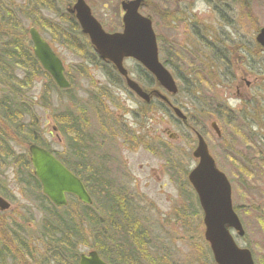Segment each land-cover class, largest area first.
Instances as JSON below:
<instances>
[{"label":"rangeland","instance_id":"obj_1","mask_svg":"<svg viewBox=\"0 0 264 264\" xmlns=\"http://www.w3.org/2000/svg\"><path fill=\"white\" fill-rule=\"evenodd\" d=\"M3 1L5 4L9 1L10 6L22 4L27 7V0H0V5ZM37 1L33 3L32 22H27L23 16L21 25L23 28L25 25L27 28L36 25L42 30V35L58 51L64 62L67 78L71 79V90H49L50 83L43 69L40 66L31 68L24 60L19 66L14 64L6 70L10 79H4L5 75L0 71V99L7 90L11 92L10 84L20 92L23 107L29 108L24 117L25 124H29L25 133L18 134L16 128L9 130L5 123L0 122V138L8 136L11 140L10 147H7V141L3 149L0 147V196L11 202L9 209L0 210V237L4 232L8 235L9 230L13 231L18 242H23L25 248L19 247L17 242L10 244L16 255L15 259L8 257L7 264H57L44 231V224L54 221V215L51 209L45 211L43 208L39 193L42 189L30 179L32 168L25 165L22 159L26 156L29 159L30 156L28 147L32 139L29 131L42 139L44 147L53 150L60 159L69 161V167L78 172L84 182L87 181L95 210L101 214L105 206V194L101 189L109 187L108 198L116 196L122 201L123 213L130 218L132 225H136L138 233L143 234L147 230L157 257L165 258L168 264H214L209 244L203 235L202 212L199 211L197 197L187 180V174L195 164L192 151L196 145V136L191 131L194 128L178 126L174 117L159 108L157 111L152 110L157 107L156 101L154 106H145L141 99L130 93L124 77L112 66H106V70L101 63L88 62L81 63L79 67L82 59L63 46L51 31L52 27L60 26L59 15L66 13L67 1ZM86 1L105 29L110 31L121 28V0ZM168 1L171 6L160 4L161 16L158 18L154 15V21H157L156 32L160 37L161 58L179 80L178 87H182L178 99L188 100L191 95H187L185 86H189L182 83L180 78L186 79L191 85L190 90L201 96L197 92L199 69L195 68L202 67L203 76H207L209 81L214 78L212 74L221 71L219 63L223 62L213 61L216 56L213 48L217 46L221 57L229 55L228 49L220 44L222 29L227 28L223 20L231 13L227 8L222 11L211 5L209 0H184L181 3H177L178 0ZM177 4L181 5V9ZM238 4L241 3L235 2L234 6L240 7ZM240 10L244 18L238 26L241 25L243 29H238L237 17L231 19L229 16L227 23L236 25H228L229 32L235 40L242 41V38L248 39L249 36L254 38V33L264 25V0H249L247 11L243 7ZM2 16L0 6V27L6 25ZM246 43L247 48L248 40ZM32 46L31 43L30 49ZM202 60L208 61L203 64ZM263 60L264 56L257 54L249 62L245 58L233 61L232 74L238 73L236 78H239L244 73L243 77L247 81L244 88H237V79L229 88L216 86V94L228 104L236 106L239 112L246 110L250 123L254 124L251 133H246L250 136L249 141H255L259 145L258 149H261L259 157L250 154L247 161L250 162L253 175L237 165L232 158L230 145L226 143L233 146L232 142L240 141L241 138L232 134L226 123L218 121L222 132L220 139L211 127V122L217 119L215 115L207 120L200 119L202 111L209 110L212 101L206 97L211 94L201 97L207 103L197 104L198 117L194 119L199 124L195 128L203 134L217 165L231 182L233 204L244 226L245 235L239 236L235 231L232 232L241 247H248L253 252L255 264H264V165L260 163L264 160V78L260 76L264 72ZM207 66L217 67L214 73H210ZM223 66L226 73L227 66ZM39 67L42 70L39 71ZM125 67L135 79L136 76L140 79L149 76L135 66L133 60H126ZM151 88L153 86L147 89ZM206 89L213 92L212 88ZM69 112L83 129L76 140L81 141L80 144L86 147L84 150L90 156L86 165L71 152L68 138H74V133L69 129L63 130L67 128L66 121L70 122L67 117ZM186 115L189 116L188 113ZM237 129L239 133L246 132L242 127ZM5 131L7 136L3 134ZM172 133H176L175 138H170ZM28 138L30 141L25 142ZM237 149L238 153H244L243 147ZM88 170L95 176L101 173L102 182L99 178L91 179ZM67 211L76 216L77 204L73 203ZM60 214L62 212L57 216ZM124 222L127 224L126 220ZM107 225L111 230L112 220L109 216ZM83 235L79 242V254L91 251L95 243L92 226L83 225ZM145 257L153 260L152 254H144Z\"/></svg>","mask_w":264,"mask_h":264},{"label":"trees","instance_id":"obj_2","mask_svg":"<svg viewBox=\"0 0 264 264\" xmlns=\"http://www.w3.org/2000/svg\"><path fill=\"white\" fill-rule=\"evenodd\" d=\"M162 1V0H160ZM1 9L3 11L2 19L4 21V24H6L4 27H0V71L2 75L5 78L10 79V75H8L7 71L9 68H11L14 64L18 65L22 60L30 64L31 68L35 66H40L38 63V60L33 55L32 50L25 48V38L24 33L21 31L24 30L26 26L19 24L18 20L21 21V17H25V9L23 5H16V6H10L9 2L6 4L1 2ZM27 13V12H26ZM64 20L69 19V15L63 14L61 15ZM60 16V17H61ZM224 19V18H223ZM227 19V18H225ZM45 23V22H44ZM15 29V30H13ZM76 30H78V33H76ZM51 31H53L54 36L57 40H63V43L65 46L70 49L71 51L76 53V56L79 57V59H82L83 62H80L78 66L80 67L81 63H92V64H98L101 61L98 59L97 54L94 52L91 44H89L87 38L80 32L79 24L77 21L74 20V22H70L69 26L64 23L63 25L52 27ZM27 32V30L25 31ZM76 36V38H74ZM206 46L207 44L204 43ZM215 50L216 56L214 57L213 61L216 63L217 61L220 62V60L223 62L225 60V64L227 66L226 73L224 72V62L219 63L221 65V71L218 74H212L214 76L213 80L209 81V78L207 76H203L204 69L202 67L195 68L199 69L197 70V77L199 79V84L197 88V92L201 94V96H198L190 90L191 85L188 83V81L184 78H180L182 83H187L189 87L185 86L187 90V95H191L190 99H178L177 102L180 106L185 109V111L189 114V124L190 128L198 127L199 124L194 121L198 117V107L197 104H203L204 101L201 99V97L205 98L206 95L211 94L208 101H212L210 103L209 110L202 111L200 119H209L212 118V115L217 116L216 121H222L226 123V127L230 129V132L234 135H238L241 140L236 142H232L230 145L231 151H232V158L237 163L239 167L243 168V171L250 173L253 175V172L250 171V162L247 163V161L250 159V156L253 154L254 157H259L261 153V149H258L259 145L255 144L254 142L249 141L250 136L246 135V133H251V127L252 123L251 120L247 117L248 113L245 112L246 110H242L241 112L238 111V109L232 106H228L225 100H222L220 96L216 94V86L222 85L223 87L229 88L230 86L234 85V80L236 77L235 74H232L231 68V62L226 60L227 56H222L218 54V48L217 46L213 48V52ZM20 55L22 57H20ZM230 55V53H229ZM228 55V56H229ZM238 55H242V57L247 56L246 53H238ZM248 57V56H247ZM251 59V58H250ZM248 58V62L250 60ZM208 60H202L203 64H206ZM217 67V66H216ZM212 66H207V71L210 73H214V69ZM42 70L39 67V71ZM225 73L223 75H219L221 73ZM7 74V75H6ZM48 81V89L54 88L57 89L59 92L61 89L57 88L56 84L52 80V78L45 72ZM264 78V72L260 75ZM71 80V79H70ZM147 85L153 86L155 81L152 77L148 76L147 79ZM214 83V84H213ZM212 84V85H211ZM28 85V84H25ZM11 92L5 93L3 97L0 99V122L3 124L5 123L6 126L9 128H16V133L26 132V129L28 128L29 124H25V114L28 112L29 108L27 106L23 107V102L20 100L18 91L12 88V86L9 84ZM212 88L213 92L211 90L206 89ZM71 87L69 89H65V92H70ZM180 91H182V87H180ZM259 92V90H258ZM9 94V95H7ZM179 96V95H178ZM50 101V98H47ZM214 100V101H213ZM207 103V102H206ZM215 103L217 106H215ZM247 104V103H246ZM159 108L161 111H164V113L169 114V109L166 105H164L162 102H159ZM216 107V108H215ZM215 108V110H214ZM213 111L214 112L213 114ZM65 116V115H64ZM67 117L70 119V122L66 121L67 128L71 130V132L74 133V138H68L70 142V149L73 155L83 163L84 165L87 164V161L89 160L90 156L87 155L85 152L84 147L82 146V143L80 144L78 134L83 133V129L81 125L76 124V121L74 120L73 114L69 112L67 114ZM233 118V119H229ZM198 120V119H197ZM236 120H238V125H236ZM26 125V127L24 126ZM256 125V124H255ZM179 126V125H178ZM238 127H242L246 130L245 133H239ZM35 131V130H34ZM15 133V132H12ZM5 136H7L6 131L3 132ZM30 138L32 139V142H36L43 146L42 139L38 136L32 135V133L29 131ZM78 135V139L76 140ZM17 138V136H15ZM30 138L26 139L25 142H29ZM84 138V137H83ZM82 138V139H83ZM19 139V138H18ZM7 141V143H6ZM235 141V140H234ZM4 142V143H3ZM10 142L8 136L7 138H0V147H4V144L6 143L7 147H10ZM3 143V144H2ZM255 146V147H254ZM237 147H243L244 153H238ZM83 148V149H82ZM3 149V148H2ZM258 149V150H257ZM247 151L249 152L247 154ZM252 151V152H251ZM10 153H8L9 155ZM244 154V155H243ZM251 154V155H250ZM10 156V155H9ZM25 162V165L28 167H31L30 160L26 156V158H22ZM63 162L66 165H70L71 163L67 160H63ZM262 165H264V160L260 162ZM72 169V168H71ZM73 170V169H72ZM74 171V170H73ZM77 175H79L78 172L74 171ZM89 175H91V179L99 178V181L102 182L101 179V173L99 176H95L90 170H88ZM80 176V175H79ZM31 180L36 183V186L40 189L41 184L39 180L32 174L29 176ZM87 188L89 189L88 183L85 180ZM104 184V183H103ZM91 192V189H89ZM102 193L104 192V207H103V214L98 212V210H95V207L93 204L87 205L83 204L81 201L78 200V198L74 196L69 197V204L64 208H57L55 207L52 202L42 193V191H39L41 194V203L45 211H49L51 209L52 214L55 216H52L54 221H49V223L44 224V231L46 234V237L49 239V248L51 253L54 256V259L56 260L57 264H79V242L83 239V225L93 227L94 229V241L95 243L92 245L94 246L92 249H95L99 252V254L109 263V264H168L165 258L157 257L156 252L149 240V234L147 230L145 229V232L138 233L136 231V225H132L130 223V218L127 217L123 211L122 207V201L118 200V197L111 196V198H108L110 194V188H102ZM120 193V190L118 191ZM92 193V192H91ZM108 198V199H107ZM109 202L110 205H108ZM75 203L78 206V213L76 216H72L71 213H69L67 210L71 208L72 204ZM94 203V202H93ZM191 204H189L190 206ZM192 206V205H191ZM94 209V211H93ZM59 212H62L60 216H57ZM107 216V217H104ZM108 216L112 220V228L109 230L107 225V218ZM124 220L127 221V224L124 222ZM11 227V226H10ZM93 233V232H92ZM115 236L116 238H114ZM17 238L15 237V233L13 231L8 232V235L5 234V232L0 237V264H7L6 259L8 257H11L13 259L15 254V250L10 247V244H13L17 242L19 244V247H22L24 245L23 242H18ZM17 249V247H16ZM22 249H25L24 246ZM144 254L150 255L152 254L153 260L150 257H145ZM208 261V260H207ZM214 263V262H213ZM201 264H204L203 262ZM216 264V263H214Z\"/></svg>","mask_w":264,"mask_h":264},{"label":"water","instance_id":"obj_3","mask_svg":"<svg viewBox=\"0 0 264 264\" xmlns=\"http://www.w3.org/2000/svg\"><path fill=\"white\" fill-rule=\"evenodd\" d=\"M143 0H128L122 2L125 11L123 16L124 30L106 32L101 23L92 15L91 8L85 0H77L71 12H75L91 43L102 59H107L126 77L127 85L140 97L149 101L153 94L165 101L168 97L159 89H153L151 94L128 75L123 65L126 57H133L141 62L155 76L159 86L169 93H176L178 86L170 71L159 60L156 34L152 27L150 16L139 13ZM34 44L33 50L44 67L60 88H68L70 82L65 76V68L61 59L54 53L50 45L35 28L30 30ZM259 43L264 46V28L258 36ZM174 113L186 122L187 118L178 107L173 106ZM212 127L218 133L216 122ZM198 143L193 151V157L198 159L197 165L189 172L188 180L194 188L204 213V236L208 241L216 264H255L252 252L247 247H241L235 240L232 230L239 236L245 234L242 221L232 202V186L218 167L209 152L208 144L200 133H197ZM30 160L34 174L42 185L46 196L57 206L68 203L67 195H74L83 203L91 204L92 198L84 182L73 173L50 150L32 143L29 146ZM10 203L0 196V209L10 208ZM79 264H109L96 250L81 253Z\"/></svg>","mask_w":264,"mask_h":264},{"label":"flooded vegetation","instance_id":"obj_4","mask_svg":"<svg viewBox=\"0 0 264 264\" xmlns=\"http://www.w3.org/2000/svg\"><path fill=\"white\" fill-rule=\"evenodd\" d=\"M67 1V3H68V5H67V7H66V13L69 15L68 17H69V19L68 20H64V18L61 16V15H63V14H61V15H59V17H60V25H63L64 23H66V25L67 26H69V23L70 22H74V20L76 21V17H75V14H73L72 12H70L69 11V9L71 8V7H73V5H74V3H75V1L76 0H74V2L73 3H71V0H66ZM154 0H144V4H143V6L141 7V9H140V11L143 13V14H145V15H150L151 16V18L153 19V26H155V31H156V26H157V21H155L154 22V15L157 13H159V4H160V2H159V0H156V3L155 2H153ZM163 1H165V0H163ZM179 1H184V0H179ZM190 1V0H189ZM210 2H212V3H215L216 4V7L218 8V9H221L222 11L225 9V8H228V7H230L231 6V11L233 12V14H234V16L235 17H237V19H236V25H237V27H238V29H243L242 28V26L240 25V26H238L239 25V22H240V20H242L244 17H242V15L243 14H241L239 11H240V7H235L234 6V3L235 2H240L241 4H238V5H242V7L247 11V7L249 6V0H229V1H227V2H223V1H214V0H209ZM9 2V1H8ZM38 1L37 0H27V7H25V6H23L24 7V9H25V14H27V15H25V19H26V21L27 22H32V20H33V18H32V14H33V3H37ZM20 5H22V4H20ZM152 7L151 9L149 8V7ZM251 8V7H250ZM252 9V8H251ZM188 10H189V7H188ZM145 11V12H144ZM154 11L156 12V13H154ZM27 12V13H26ZM65 13V14H66ZM148 13H151V14H148ZM221 14H222V16H223V13L221 12ZM157 16V15H156ZM227 16H228V18L227 19H229V15L227 14ZM158 17V16H157ZM18 22H19V24H21V21L20 20H18ZM228 21L226 20V19H224L223 20V23H224V25L227 27V28H223L222 29V40H221V46L222 47H224V48H226V49H228V51L230 52V55L229 56H227V58H226V60H228V61H230L231 62V65H232V67H230L231 68V70L233 69V67H234V64H233V61H240V58H239V56H238V53H246V54H248V57L249 58H251V59H253L257 54L256 53H260L259 55H263L264 56V48L260 45V44H258V42H257V33H258V31H256L255 33H254V38L252 37V36H249L248 37V39H244V38H242V41H240V39H237V40H235L234 38H233V35L229 32V27L230 26H233V27H236V25H234V24H228L227 23ZM122 25H123V23H121V28L119 29V30H121L122 29ZM228 25H230V26H228ZM26 27L24 28V30L23 31H21L22 33H24V38H25V48L26 49H29L30 47H31V43L33 44V41H32V38H31V35H30V33H29V27H34L38 32H39V34L43 37V39H45V37L42 35V30L40 29V28H38L36 25H31V26H29L28 28H27V25H25ZM13 30H15V29H13ZM27 30V32H25ZM109 31V30H108ZM110 31H112V32H114V31H117V30H110ZM76 33H78V30H76ZM74 38H76V36L74 37ZM86 38L89 40V38L86 36ZM248 40V46L249 47H247L246 48V46H247V43H246V41ZM45 41L50 45V47H51V49L56 53V52H58L56 49H54L53 48V46L45 39ZM63 46H65V44L63 43V40L61 39V40H58ZM256 43V44H255ZM66 47V46H65ZM70 50V49H69ZM252 52H253V54H252ZM125 60H133V62H134V65L135 66H138L139 68H142V65L139 63V62H137V61H135L134 59H132V58H127V59H125ZM223 62H224V65H226L225 64V60H223ZM105 63H107V64H109L110 66H112V68H114L113 67V65L111 64V63H109V62H107V61H105ZM262 64H264V60L262 61ZM224 68V67H223ZM238 74V73H237ZM237 74H235V77H238V75ZM136 80L137 81H142V79H140V77L139 76H136ZM125 79V78H124ZM135 79V78H134ZM243 81H245V78H243V80L242 81H240L239 82V84L238 85H241L242 83H243ZM240 88V87H239ZM252 254H253V252H252ZM254 257V256H253ZM255 261V260H254Z\"/></svg>","mask_w":264,"mask_h":264}]
</instances>
